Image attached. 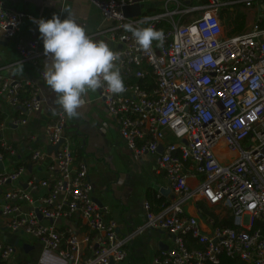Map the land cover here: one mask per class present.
<instances>
[{"label": "built area", "instance_id": "obj_1", "mask_svg": "<svg viewBox=\"0 0 264 264\" xmlns=\"http://www.w3.org/2000/svg\"><path fill=\"white\" fill-rule=\"evenodd\" d=\"M110 20L106 28L120 53L125 91L98 89L106 109L115 119L120 136L136 153L156 155L157 167L176 194L154 208L144 201L143 227L173 234L157 264H264V4L254 21L240 33H227L220 9L239 0H85ZM140 4L138 14L126 15L124 7ZM250 6L251 0H243ZM147 7V8H146ZM29 14L0 0V33L14 36ZM162 30V43L143 50L124 25ZM38 39L18 43L19 60L36 64L44 53ZM45 69H39L43 78ZM130 76L134 77L130 80ZM29 86V93L20 95ZM20 112L0 118V161L15 153L1 135L7 125L23 124L40 109L37 89L29 79H12L0 70V99ZM64 117L47 122V141L60 143L50 156L49 176L30 178L29 188L9 186L24 171L19 165L0 170V218L11 230L24 231L40 244L42 254L53 252L64 264H110L126 257L129 236L117 231L114 220H105L94 200L86 166L76 164L72 141L64 135ZM50 154V153H49ZM47 152L33 148L31 157ZM191 174L201 175L196 187ZM199 195L220 216L229 209L233 226L220 224L214 215L204 220L189 214L184 204ZM215 212V211H214ZM78 214L88 228L82 233L72 224ZM69 219L63 228L59 219ZM70 222V223H69ZM91 231L93 233H91ZM185 235L196 246H189ZM14 245L0 241V258L7 259ZM25 264H47L40 257Z\"/></svg>", "mask_w": 264, "mask_h": 264}, {"label": "crops", "instance_id": "obj_2", "mask_svg": "<svg viewBox=\"0 0 264 264\" xmlns=\"http://www.w3.org/2000/svg\"><path fill=\"white\" fill-rule=\"evenodd\" d=\"M4 1L8 7L38 19H51L53 14H57L63 20L71 14L85 27L90 36L107 42L114 49V44L106 30L111 23L110 20L106 19L90 2L85 0ZM206 1L189 0L188 2ZM239 1L244 4L247 27L258 16L260 11L258 4H264V0H251L250 6H246L243 0ZM140 4H161V2H134L124 8L125 14H138L141 9ZM226 9H228L226 6L220 9L222 24L227 33H234ZM31 39H38V50L44 49L38 24L29 18L21 22L14 36L5 39L0 33L1 73L12 79H29L37 89V95L41 101L40 109L29 113L25 123L7 125L1 131V135L14 146L15 153L8 152V156H5L6 152L4 153L0 170H10L20 164L24 166V171L18 178L9 181L8 185L29 188L30 178L39 179L49 176V155L54 151L48 150L50 143L46 138L45 125L59 115H63L64 135L72 141L75 163L86 166L94 200L102 207L105 220H114L118 233L129 236L124 243L127 249L126 257L114 264H157L155 259L160 251L172 245L173 234L165 229L143 227L145 221L143 203L149 201L154 208H158L161 204L175 198L176 194L169 188L164 172L158 169L156 155L149 151L136 153L128 148L119 134L115 119L106 109L98 89L88 91L84 95L85 105L78 109L77 117H67L56 103L57 94L52 92L39 75V69H44L45 62L49 58L42 53L37 57L36 64L19 60L18 43L27 45ZM19 114L20 112L7 104L5 99H0V115L17 116ZM33 148L45 150L48 156L43 159H33L31 157ZM200 178L199 174H191L188 182L192 187H196ZM3 186L0 187V194ZM205 206L213 211V214L207 211ZM184 210L189 214L201 215L202 220L209 215H214L219 222L230 217L229 209H226L222 217L199 195L185 202ZM68 221L67 218L59 219L56 225L63 228ZM70 221L75 224L79 232L87 231L88 228L78 214L72 215ZM184 237L188 245H197L191 236ZM0 241L14 245L13 253L7 259L0 258V264H25L38 260L39 257L47 264H64L51 251L42 254L41 244L34 237L24 231L11 230L2 218H0Z\"/></svg>", "mask_w": 264, "mask_h": 264}, {"label": "clouds", "instance_id": "obj_3", "mask_svg": "<svg viewBox=\"0 0 264 264\" xmlns=\"http://www.w3.org/2000/svg\"><path fill=\"white\" fill-rule=\"evenodd\" d=\"M64 11V10H63ZM38 24L40 39L44 44L45 62L43 79L57 94L56 103L63 113L74 118L85 105L84 95L103 86L113 94L123 93L125 84L116 63L120 53L107 42L90 36L77 19L68 14L63 20L53 14L51 19H33ZM143 50L151 48L154 41L162 43L165 34L154 27L124 25Z\"/></svg>", "mask_w": 264, "mask_h": 264}, {"label": "trees", "instance_id": "obj_4", "mask_svg": "<svg viewBox=\"0 0 264 264\" xmlns=\"http://www.w3.org/2000/svg\"><path fill=\"white\" fill-rule=\"evenodd\" d=\"M241 2L242 1L235 2L231 6H227L228 9H226L228 16L231 20L232 29L234 33H240L246 29V13L243 10L244 4H242ZM129 79L133 80L134 77L130 76ZM22 90H25V91L22 92ZM22 90H21L20 95L23 97L27 96L29 93V88L25 86L24 88H22ZM2 117L3 116L0 115V118ZM205 209L213 214V211H210L209 209H207L206 206H205ZM219 223L223 225H230V226L234 225L230 217L227 219L221 220ZM222 257L224 258V261L222 264H232L233 263L232 259H226L224 256Z\"/></svg>", "mask_w": 264, "mask_h": 264}, {"label": "water", "instance_id": "obj_5", "mask_svg": "<svg viewBox=\"0 0 264 264\" xmlns=\"http://www.w3.org/2000/svg\"><path fill=\"white\" fill-rule=\"evenodd\" d=\"M136 6H138L137 4H136ZM127 7V6H126ZM126 7H124V8H126ZM130 7V6H129ZM123 10H125V9H123ZM125 12V11H124ZM60 141L61 140H59L57 143H55V144H50L49 145V149L48 150H53V151H56V149H57V147H58V145H59V143H60ZM0 166H2V162L0 161ZM110 264H114V262L113 261H111V263Z\"/></svg>", "mask_w": 264, "mask_h": 264}, {"label": "rangeland", "instance_id": "obj_6", "mask_svg": "<svg viewBox=\"0 0 264 264\" xmlns=\"http://www.w3.org/2000/svg\"><path fill=\"white\" fill-rule=\"evenodd\" d=\"M5 156H8V152L5 153Z\"/></svg>", "mask_w": 264, "mask_h": 264}]
</instances>
